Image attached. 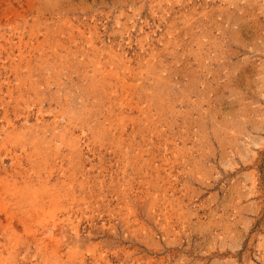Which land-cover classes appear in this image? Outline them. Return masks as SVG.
<instances>
[{"label":"rangeland","instance_id":"1","mask_svg":"<svg viewBox=\"0 0 264 264\" xmlns=\"http://www.w3.org/2000/svg\"><path fill=\"white\" fill-rule=\"evenodd\" d=\"M0 264H264V0H0Z\"/></svg>","mask_w":264,"mask_h":264}]
</instances>
